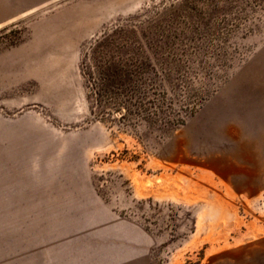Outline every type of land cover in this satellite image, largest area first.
<instances>
[{
  "label": "rangeland",
  "instance_id": "374dc122",
  "mask_svg": "<svg viewBox=\"0 0 264 264\" xmlns=\"http://www.w3.org/2000/svg\"><path fill=\"white\" fill-rule=\"evenodd\" d=\"M0 264H264V0H0Z\"/></svg>",
  "mask_w": 264,
  "mask_h": 264
},
{
  "label": "trees",
  "instance_id": "16d2710c",
  "mask_svg": "<svg viewBox=\"0 0 264 264\" xmlns=\"http://www.w3.org/2000/svg\"><path fill=\"white\" fill-rule=\"evenodd\" d=\"M127 43L104 35L83 54L81 71L98 105L129 108L138 90L141 62Z\"/></svg>",
  "mask_w": 264,
  "mask_h": 264
}]
</instances>
